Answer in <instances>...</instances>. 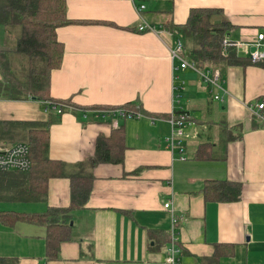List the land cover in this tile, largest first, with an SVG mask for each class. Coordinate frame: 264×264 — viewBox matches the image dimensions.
I'll return each instance as SVG.
<instances>
[{
	"label": "crops",
	"instance_id": "obj_1",
	"mask_svg": "<svg viewBox=\"0 0 264 264\" xmlns=\"http://www.w3.org/2000/svg\"><path fill=\"white\" fill-rule=\"evenodd\" d=\"M141 4L154 30H140ZM194 8L221 9L233 24L229 40L252 44L264 32V0H67L74 23L58 28L65 53L52 71L50 94L72 104L58 115L47 101L0 99V121L49 122V155L70 167L94 154L99 136L124 124V163L94 168L92 193L73 213L72 238L62 242L58 259L46 257V226L26 221L12 227L0 221V257L18 264H164L173 226L169 201L181 264H264V122L253 111L264 99V67L223 66L227 92L181 68L171 49L182 36L169 25L184 24ZM9 41L0 25V48ZM180 55L191 58L188 50ZM135 101L141 118L97 113ZM182 111L193 121L186 159L168 141L169 117ZM204 143L212 144L214 159L195 157ZM214 179L240 182V199L206 200L203 187ZM4 203L13 207L0 210L28 213L68 207L71 181L50 179L46 202Z\"/></svg>",
	"mask_w": 264,
	"mask_h": 264
},
{
	"label": "trees",
	"instance_id": "obj_2",
	"mask_svg": "<svg viewBox=\"0 0 264 264\" xmlns=\"http://www.w3.org/2000/svg\"><path fill=\"white\" fill-rule=\"evenodd\" d=\"M71 23L74 21L68 17L67 0H0V25L4 26L10 40L9 45L0 48V99L35 97L72 104L69 99H53L50 94L52 71L62 65L65 53L64 44L58 38V28ZM169 27L182 36L184 50L190 52L200 69L221 70L225 65L253 63L248 57L238 56L234 48H224V40L229 39L233 24L223 17L221 9L194 8L184 24ZM255 64L264 67V60ZM137 103L128 102L118 107L144 113ZM66 111L68 108L64 109ZM50 140L49 122L0 121V148L26 142L32 160L28 171H0V203L46 202L50 179L67 177L71 181L68 207H48L39 213L0 210V221L6 226L12 227L19 221L45 225L46 257L55 260L60 256L62 242L72 238L73 213L84 209L88 203L95 179L94 168L100 163H124L127 145L125 125L121 124L110 135L97 138L90 158L70 167L50 157ZM211 146V143L201 144L195 157L214 159ZM203 192L206 200L237 201L242 194V184L207 180ZM0 264L18 262L0 257Z\"/></svg>",
	"mask_w": 264,
	"mask_h": 264
},
{
	"label": "built area",
	"instance_id": "obj_3",
	"mask_svg": "<svg viewBox=\"0 0 264 264\" xmlns=\"http://www.w3.org/2000/svg\"><path fill=\"white\" fill-rule=\"evenodd\" d=\"M145 5H137L136 9L143 23L140 25V30H154V27L145 21L143 17V10ZM224 48H234L237 52L243 51L250 55V59L253 63L264 60V32L259 33L256 41L252 44H247L238 41H232L229 39L224 40ZM254 48V50H252ZM184 50L183 39L179 38L176 43V48L171 49V55L173 59H179L181 68H192L196 70L202 80L211 86L222 89L227 92L221 84V70L216 69H200L194 58L189 56L183 57L180 52ZM219 96H216L218 98ZM49 108H52L51 104H54L53 109L58 114H63L65 108H69L67 103H55L54 101H47ZM254 113L264 122V99L258 102L257 108L253 110ZM98 115L103 117H115L120 116L123 118H141L143 115L139 111H126L123 108H104L97 110ZM172 125V131L168 138L169 149L174 153L178 151L180 159H186L184 138L187 136L186 128L193 123L191 116L187 112H174L169 117ZM32 166V160L30 157V148L26 142H16L7 147L0 148V171H28ZM164 207L170 208L173 215V226L171 229L170 246L168 247L167 255L164 259V264H181V249L178 245V237L175 234L174 227L178 222V218L174 214V210L171 207V203L168 201Z\"/></svg>",
	"mask_w": 264,
	"mask_h": 264
},
{
	"label": "rangeland",
	"instance_id": "obj_4",
	"mask_svg": "<svg viewBox=\"0 0 264 264\" xmlns=\"http://www.w3.org/2000/svg\"><path fill=\"white\" fill-rule=\"evenodd\" d=\"M1 206H4V208H6L7 206H9V207H13L11 204H9V203H4L3 205H0V208H2ZM20 212V211H19Z\"/></svg>",
	"mask_w": 264,
	"mask_h": 264
},
{
	"label": "water",
	"instance_id": "obj_5",
	"mask_svg": "<svg viewBox=\"0 0 264 264\" xmlns=\"http://www.w3.org/2000/svg\"><path fill=\"white\" fill-rule=\"evenodd\" d=\"M252 50H254V48L252 49ZM32 99H36L35 97H32ZM72 224V223H71Z\"/></svg>",
	"mask_w": 264,
	"mask_h": 264
},
{
	"label": "bare ground",
	"instance_id": "obj_6",
	"mask_svg": "<svg viewBox=\"0 0 264 264\" xmlns=\"http://www.w3.org/2000/svg\"><path fill=\"white\" fill-rule=\"evenodd\" d=\"M70 106V105H69Z\"/></svg>",
	"mask_w": 264,
	"mask_h": 264
}]
</instances>
